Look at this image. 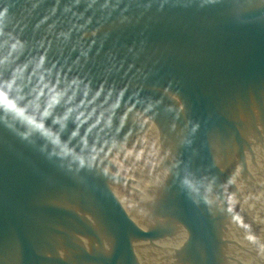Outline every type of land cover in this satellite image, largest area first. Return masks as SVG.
Returning <instances> with one entry per match:
<instances>
[{
    "label": "water",
    "instance_id": "water-1",
    "mask_svg": "<svg viewBox=\"0 0 264 264\" xmlns=\"http://www.w3.org/2000/svg\"><path fill=\"white\" fill-rule=\"evenodd\" d=\"M0 13V264H264V0Z\"/></svg>",
    "mask_w": 264,
    "mask_h": 264
},
{
    "label": "snow or ice",
    "instance_id": "snow-or-ice-1",
    "mask_svg": "<svg viewBox=\"0 0 264 264\" xmlns=\"http://www.w3.org/2000/svg\"><path fill=\"white\" fill-rule=\"evenodd\" d=\"M2 16V13H0ZM11 90V85H0V111H9L15 113L18 116L23 117L24 112L22 109L17 107V104L14 100L9 98L8 92ZM25 119H28L25 117ZM28 122L36 128L43 129L42 124H37L34 119H28Z\"/></svg>",
    "mask_w": 264,
    "mask_h": 264
}]
</instances>
